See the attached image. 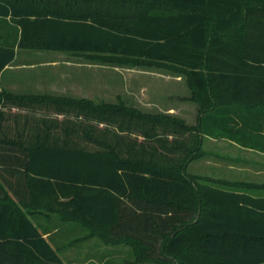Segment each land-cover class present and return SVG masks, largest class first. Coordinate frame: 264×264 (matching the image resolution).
I'll list each match as a JSON object with an SVG mask.
<instances>
[{
  "label": "trees",
  "instance_id": "trees-1",
  "mask_svg": "<svg viewBox=\"0 0 264 264\" xmlns=\"http://www.w3.org/2000/svg\"><path fill=\"white\" fill-rule=\"evenodd\" d=\"M161 1L0 0L20 28L0 73L15 47L65 51L178 72L198 116L264 103V0ZM202 133L122 101L0 88V264H66L34 222L55 215L128 240L132 264H264V197L251 194L264 185L189 174Z\"/></svg>",
  "mask_w": 264,
  "mask_h": 264
},
{
  "label": "rangeland",
  "instance_id": "rangeland-1",
  "mask_svg": "<svg viewBox=\"0 0 264 264\" xmlns=\"http://www.w3.org/2000/svg\"><path fill=\"white\" fill-rule=\"evenodd\" d=\"M159 6L167 8L168 3L166 0L161 1ZM23 61L30 64L20 67L19 70H23L22 78L31 76L33 84L37 82L39 85V79L43 78L39 91L52 95L88 98L95 102L122 101L128 106L152 114L166 113L154 106L156 99L151 94L168 90L171 77L180 75L164 66L124 64L70 52L28 51L18 55L17 63ZM25 72L28 74H24ZM181 76L186 80L184 75ZM187 98L189 97L177 99L189 100ZM161 104L165 105V102ZM193 164L188 167L189 172L193 171ZM53 218L45 221L47 225L57 226L50 241L67 264L133 263L135 247L128 240L106 242L97 233L90 232L86 226L61 221L56 215ZM40 220L38 218V221Z\"/></svg>",
  "mask_w": 264,
  "mask_h": 264
},
{
  "label": "crops",
  "instance_id": "crops-1",
  "mask_svg": "<svg viewBox=\"0 0 264 264\" xmlns=\"http://www.w3.org/2000/svg\"><path fill=\"white\" fill-rule=\"evenodd\" d=\"M19 30L9 16L0 17V45L15 44ZM28 51L65 52L15 47L14 61L0 73L1 89L13 93H44L39 91L43 85V78L39 79L41 85L37 82L33 84L31 76L22 78L23 70L20 71V67L28 66L30 63L23 61L18 64L17 58L21 53ZM171 79L168 90L151 94L156 99L154 106L168 115L181 118L188 125L198 124L199 130H203L202 153L187 164L186 171L204 179L264 185V103L221 102L198 116V103L177 99L189 97L191 94L186 80L181 75L173 76ZM34 89L36 91H28ZM162 102H165V105H162ZM192 163L193 171L189 172L188 167ZM5 177L8 179L9 175L5 174ZM251 194L264 197V188H257L251 191ZM39 219L41 220L35 218L34 222L45 226L46 220ZM48 227L52 232L56 229L55 225ZM48 234L49 232L44 233L45 236Z\"/></svg>",
  "mask_w": 264,
  "mask_h": 264
}]
</instances>
